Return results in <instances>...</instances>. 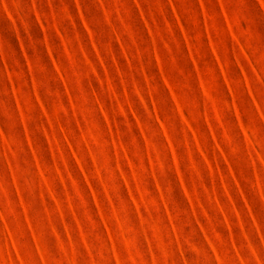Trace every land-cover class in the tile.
I'll list each match as a JSON object with an SVG mask.
<instances>
[{"label": "rangeland", "instance_id": "obj_1", "mask_svg": "<svg viewBox=\"0 0 264 264\" xmlns=\"http://www.w3.org/2000/svg\"><path fill=\"white\" fill-rule=\"evenodd\" d=\"M0 264H264V0H0Z\"/></svg>", "mask_w": 264, "mask_h": 264}]
</instances>
